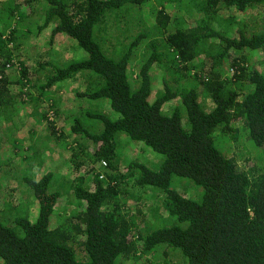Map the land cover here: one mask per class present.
I'll use <instances>...</instances> for the list:
<instances>
[{"label":"trees","instance_id":"trees-1","mask_svg":"<svg viewBox=\"0 0 264 264\" xmlns=\"http://www.w3.org/2000/svg\"><path fill=\"white\" fill-rule=\"evenodd\" d=\"M35 4L42 25L30 17ZM145 5L149 17L138 13ZM168 5L194 20L177 28L181 12ZM125 6L126 19L109 25ZM217 21L235 27L218 30ZM29 25L50 50L70 40L80 58L32 67L10 38ZM248 51L263 56L261 67ZM72 84L80 90L66 93ZM19 89L22 103L47 105L29 107L42 111L30 136L37 125L47 145L63 138L69 160L40 177L30 167L21 182L31 203H0V264H264V0H0V133L17 129ZM74 99L116 116L82 112ZM62 117L76 136L66 145L71 135L56 136ZM123 139L162 160L122 161ZM240 147L258 155L250 170Z\"/></svg>","mask_w":264,"mask_h":264},{"label":"rangeland","instance_id":"rangeland-1","mask_svg":"<svg viewBox=\"0 0 264 264\" xmlns=\"http://www.w3.org/2000/svg\"><path fill=\"white\" fill-rule=\"evenodd\" d=\"M21 1H24V0H18V2H21ZM152 1L153 0H145V2L147 3L152 2ZM168 7L169 9L172 8L178 14L181 12L179 15H177L176 21L174 23V25L177 28H180L184 25L187 26L190 22L194 20L191 18L195 17V13L187 12V10H184L185 12H182V8L178 6L168 5ZM39 8L40 7L38 5L36 6V4L31 6L29 8L30 10L29 14L33 15V16H30L32 19L34 17H38L37 19L40 20L38 24L42 25L44 23L41 21L42 13L40 12L41 10L38 11ZM254 9L255 8L253 7L252 10L254 12L252 13V15L253 14L254 16L260 15L261 12L258 10H254ZM150 11H151V7L145 5L144 14L142 12H138V11L137 12L141 13V15H147L149 17ZM129 12H131V9L125 6L121 10H118V12H116L115 14L111 15L112 17L109 15L106 18V21L109 23V25H112L115 18L118 21L126 19V14H128ZM222 17L223 19H228L225 16H222ZM142 19L147 24V19H145V17H142ZM233 20L235 21L238 19L234 18ZM148 23L152 24L153 21L150 20L148 21ZM9 25H10L9 31L12 28L17 27L14 20L11 21ZM214 26L218 30H224L226 27L231 28L230 26H232L231 29L235 27L233 22L226 23L225 21H217L214 23ZM28 29H31V31L28 32V34L26 32L24 33V36H22L21 33L20 35L10 34V38L15 39L13 43H15V45L17 46L18 45L20 46L21 44H23L22 47L19 48V51L21 52L22 55H24L30 60V63H32L31 65L32 67H34L36 64H39L43 61H49V60L57 63L60 66H65L69 64L72 60L74 59L78 60L80 58V55L76 56L77 54L74 53L73 50H71V45H73V43L70 42V40L66 39L65 37H63L61 41L59 42L57 41V43H54L53 50H50L48 48L49 42L47 40V34L38 32L37 29H35L34 27L30 25L28 26L27 30ZM140 30L141 28L138 29V31ZM247 54H248V62L251 63L253 66L261 67L263 65V62H261V59H260V58H263V56L258 55L252 51H248ZM16 57H17V54L13 55L14 63H18V59ZM31 66L29 67L31 68ZM136 72L137 70H134L133 76L135 75ZM157 78L153 80L155 84H157L158 82L156 81ZM78 84L68 85L69 90L66 93L72 94L75 92V90L76 91L80 90ZM156 92H158V90L155 91L154 93ZM14 94L20 95L21 94L20 89L15 91ZM34 95L37 96L39 95V93H37L36 91L34 92ZM64 97H66V95H64ZM25 98L29 99L28 96H25ZM25 98H24V95L21 94L20 98H18L17 100V103L14 105L15 107L14 111L15 112L17 111L16 117L18 116V118H16L15 122H12V123L17 125V129H14L11 132L0 133V203L6 202L7 200L8 202L10 201L13 204H16L18 203V200L20 198H22V201L31 203L29 202L31 199V197L28 194L29 189L27 187L25 189V183L21 182L22 179L27 176L32 177V175L29 174L30 167L34 165L35 163V166L33 169V177L34 176L40 177L48 169L49 166H51L52 169H56L59 166L64 165L65 164L63 163L64 161L69 160L67 153L64 152L63 150V146H64L63 138H62V142L56 140L55 138L50 139V140L48 139L50 141V144L47 145L45 143L46 136H47V130L41 128L40 126H37L36 124L35 125H36V129L38 130V135H36L37 137H34V138L30 136L32 134V130L30 127L34 123V120L42 116V111L34 110L33 112H31L29 110V107H31L32 103L34 104V103H40V102L32 101V103L29 102L30 104L22 103ZM74 101L75 103L73 104L72 107L78 106L79 108H81V106H83V109L81 110L82 112L83 110L91 109L93 110V112L107 113L108 115L112 117L116 116V114L114 115V114L109 113L106 107L98 103H95V102L87 103L84 101L77 102L76 99H74ZM202 103L205 106L207 105L208 106L207 108L209 109L212 106L209 100H206ZM40 104H43V103H40ZM45 106L47 107V105ZM9 117L11 116H5L2 119V121L3 122L6 121ZM14 118L15 117L13 116L12 119ZM59 125H61L62 130L60 133L58 132L56 136L59 137L61 133H64V136L71 135L70 139L65 140V145L68 143H71L72 140L76 137L74 134H71V124L68 122H65V118L62 117ZM93 125H96V123L94 122ZM97 126H99L102 129L101 124H97ZM2 127H3V124L0 127V131ZM123 140L124 141H122V144L120 147L121 153H122L120 155L121 156L120 159L122 161L139 159L142 162H147V161L150 162L149 166L156 168L159 162L163 158L161 154L156 153L155 151H153L151 148H148V147L145 148L146 151L144 152L142 150V146H144L143 144L135 143L128 139H123ZM44 144L47 145L48 147L47 149L49 153L47 149L42 148ZM242 145L249 146V144H245V143H243ZM26 148H28L29 150H27ZM41 148H42V151H41ZM239 151L240 152H239V155L237 154V157L239 158V163L241 164L240 166L243 169L250 170L252 162L257 163V164L260 162L258 155L254 152L252 148L244 149L240 147ZM34 153H37V155H34ZM121 166L124 167V163ZM69 167L70 166L67 165L64 168L67 169ZM19 168H23V169H19ZM80 173L81 172H79V174ZM15 179L19 180V182L12 183ZM9 183L12 188L16 187V191L12 194L10 193V191H5V189L1 186V185H8ZM59 183L60 182H58L55 185V187ZM30 209H31L30 211L31 214L32 212H36L35 205H32ZM20 210L24 212L27 209L26 207H22ZM29 216L32 219H34V217H36V213L29 215ZM132 264H142V260L140 259L137 262L133 261Z\"/></svg>","mask_w":264,"mask_h":264}]
</instances>
